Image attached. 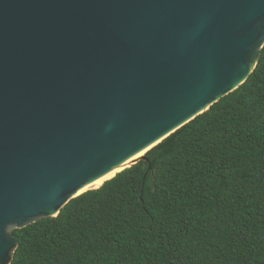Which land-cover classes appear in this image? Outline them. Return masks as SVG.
Instances as JSON below:
<instances>
[{"label": "water", "instance_id": "obj_1", "mask_svg": "<svg viewBox=\"0 0 264 264\" xmlns=\"http://www.w3.org/2000/svg\"><path fill=\"white\" fill-rule=\"evenodd\" d=\"M263 46L264 0H0V264L14 230L145 160Z\"/></svg>", "mask_w": 264, "mask_h": 264}, {"label": "trees", "instance_id": "obj_2", "mask_svg": "<svg viewBox=\"0 0 264 264\" xmlns=\"http://www.w3.org/2000/svg\"><path fill=\"white\" fill-rule=\"evenodd\" d=\"M13 234L10 264H264V46L145 160Z\"/></svg>", "mask_w": 264, "mask_h": 264}, {"label": "bare ground", "instance_id": "obj_3", "mask_svg": "<svg viewBox=\"0 0 264 264\" xmlns=\"http://www.w3.org/2000/svg\"><path fill=\"white\" fill-rule=\"evenodd\" d=\"M141 154H143V152L142 153H140L138 156H140ZM123 169V167H118L117 169H115L114 171H112L102 182H100L98 185H96V186H94V187H92V188H97V187H99L104 181H106V180H108V179H110V178H112V177H114L118 172H120L121 170Z\"/></svg>", "mask_w": 264, "mask_h": 264}]
</instances>
